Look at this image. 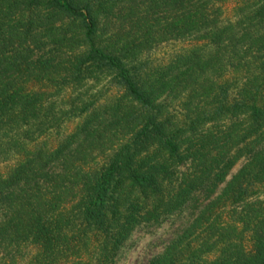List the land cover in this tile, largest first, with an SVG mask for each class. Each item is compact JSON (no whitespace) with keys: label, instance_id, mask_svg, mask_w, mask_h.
<instances>
[{"label":"trees","instance_id":"trees-1","mask_svg":"<svg viewBox=\"0 0 264 264\" xmlns=\"http://www.w3.org/2000/svg\"><path fill=\"white\" fill-rule=\"evenodd\" d=\"M0 164V264H264V0H0Z\"/></svg>","mask_w":264,"mask_h":264},{"label":"rangeland","instance_id":"rangeland-1","mask_svg":"<svg viewBox=\"0 0 264 264\" xmlns=\"http://www.w3.org/2000/svg\"><path fill=\"white\" fill-rule=\"evenodd\" d=\"M230 7V5L225 6L226 13H228ZM181 46L185 45L176 43L160 45L149 55L150 60L154 63L164 62L171 54L176 52L177 48ZM105 81L106 80L104 79L103 82H99L88 92L93 94L94 91H99V89L104 85ZM113 94L114 91L112 90L105 92L98 98V104L100 105L106 103L109 99H111ZM66 96L67 94L63 95L61 100L62 103L66 102ZM74 122H76V120ZM72 126L73 124H67L65 126V130L69 132L72 129ZM238 167L239 164H236L229 173H234ZM0 168H4V165L0 164ZM189 216L190 215L188 211H184L178 217L172 216L164 218L158 224L136 228L117 252L113 260V264H146L151 257L160 253L168 241L185 226ZM27 256L28 253H25V256H23L22 260L19 262H14V264H24Z\"/></svg>","mask_w":264,"mask_h":264}]
</instances>
